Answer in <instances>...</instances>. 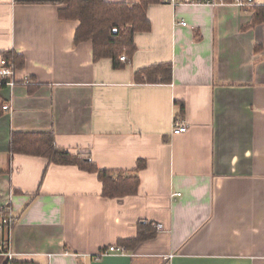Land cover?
I'll return each instance as SVG.
<instances>
[{
    "label": "crops",
    "instance_id": "0c3cea01",
    "mask_svg": "<svg viewBox=\"0 0 264 264\" xmlns=\"http://www.w3.org/2000/svg\"><path fill=\"white\" fill-rule=\"evenodd\" d=\"M52 1L0 0V67L15 81L0 82V208L15 216L0 264H264V20L252 22L264 0L151 2L117 68L74 41L78 21ZM159 63L169 82L137 79ZM15 131H49L99 169L137 175V191L104 197L97 172L10 153ZM110 245L123 250L102 254Z\"/></svg>",
    "mask_w": 264,
    "mask_h": 264
},
{
    "label": "trees",
    "instance_id": "16d2710c",
    "mask_svg": "<svg viewBox=\"0 0 264 264\" xmlns=\"http://www.w3.org/2000/svg\"><path fill=\"white\" fill-rule=\"evenodd\" d=\"M159 0H136L133 2L108 0H55L63 3L59 8V16L63 19L77 20L74 41H90L94 59L109 57L112 66H122L119 56L125 54L128 58L135 50L133 36L137 31L149 28L146 8L151 2ZM230 1V0H229ZM252 22L264 20V7L254 6ZM16 55L5 54V58ZM137 79L145 76L149 82H169L171 78V64L159 63L143 67L136 71ZM181 111L183 105L180 104ZM10 153H26L46 157L59 164H76L87 171L97 172L102 183V195L108 198L134 194L137 191L139 179L135 174L116 175L108 169H99L89 156L58 147L49 131L11 133L9 142ZM145 232L139 227V240ZM148 233V232H147ZM152 234V232H149Z\"/></svg>",
    "mask_w": 264,
    "mask_h": 264
},
{
    "label": "built area",
    "instance_id": "2783aa9c",
    "mask_svg": "<svg viewBox=\"0 0 264 264\" xmlns=\"http://www.w3.org/2000/svg\"><path fill=\"white\" fill-rule=\"evenodd\" d=\"M163 1H170V2H175V0H163ZM206 3L209 4H217V3H223L226 2L225 0H203ZM232 3H235L236 5L240 7H246L254 4L253 0H231ZM182 25H185V21H180ZM119 59L122 61H125L127 59L125 54H121L119 56ZM13 76V69L12 65L5 63L3 61V65L0 67V82L4 81L6 84L12 86L15 81L12 78ZM8 78V79H7ZM3 109L9 108L8 104L2 105ZM187 129V126L184 122H175L173 127H172V133H179V132H184ZM15 221V216L13 215L11 208L8 205H4L0 208V231L5 233V247L3 249V254L8 258V260L11 262L15 252L13 249H11V239H10V234H11V228L14 224ZM157 229H162V224L157 223L155 224ZM118 250L122 252L123 247H116L114 245H110L107 249L101 251L102 254L107 253L108 251H114ZM172 256V254L166 255L164 258V263L163 264H169V259Z\"/></svg>",
    "mask_w": 264,
    "mask_h": 264
}]
</instances>
